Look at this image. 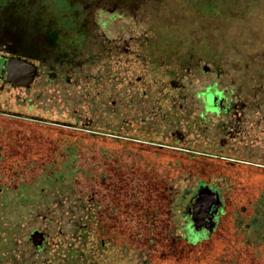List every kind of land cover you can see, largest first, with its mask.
Returning a JSON list of instances; mask_svg holds the SVG:
<instances>
[{"label": "flooded vegetation", "instance_id": "1", "mask_svg": "<svg viewBox=\"0 0 264 264\" xmlns=\"http://www.w3.org/2000/svg\"><path fill=\"white\" fill-rule=\"evenodd\" d=\"M156 3L75 0L70 22L41 5L32 17L21 4L0 6V177L67 165L40 162L63 148L74 154L77 131L87 130L103 144H91V171L119 172L123 186L148 189L153 203L162 189L165 200L155 214L161 209L180 220L178 232L188 240H207L211 225L217 223L213 237L225 217L239 225L256 215L255 200L264 188L256 177H264V157L250 156L260 152L258 141L264 146V102L229 100L218 83H186L192 70L186 41L181 45L178 35L150 24L148 13L166 8ZM25 43L43 53L42 61L26 56ZM13 58L36 65L30 87L10 81ZM175 60L179 73L171 65ZM79 90L105 96H88L93 116L81 124L75 119L81 118ZM255 132L261 135L257 140ZM202 188L219 195V208L214 202L197 207Z\"/></svg>", "mask_w": 264, "mask_h": 264}, {"label": "rangeland", "instance_id": "2", "mask_svg": "<svg viewBox=\"0 0 264 264\" xmlns=\"http://www.w3.org/2000/svg\"><path fill=\"white\" fill-rule=\"evenodd\" d=\"M156 1V8L162 4L166 5V8L162 7L157 14L148 13L150 24L157 27L156 31L159 33L171 32L178 35L177 42L181 45L186 41V66L192 68L190 72H186V83L199 85L218 83L229 100L250 99L264 102V0ZM13 3L21 4L22 11L31 17L32 10L37 5H41L48 9L49 13L60 15L66 22L71 21L75 8V0H23L22 2L0 0V6L5 8L11 7ZM35 19L39 20L41 17L35 16ZM24 48L26 56L42 61L43 58L40 56H43V53L31 49L28 43ZM177 48L182 52L185 50L182 46ZM172 63V68L179 73L182 69L180 63L177 60ZM189 94L188 98L194 99L192 93ZM28 95L36 97L38 93L31 92ZM89 95L91 98L95 97L96 101L105 98L103 93L96 95V92L94 94L79 90L76 116L81 115V118L75 117L78 122H86L93 116L87 106ZM18 97L24 99L21 93ZM79 131L84 135H79L81 140L77 139V152L79 151L80 157L76 156L75 162L85 156L89 164L91 146L87 148L88 139H86L89 133L87 130ZM56 137L58 138L57 133ZM259 137H261L260 133L255 132L254 138L257 140ZM258 142L259 144L255 145L260 152L250 158L264 157V146L260 145V141ZM102 146L103 144L99 143L97 147L102 148ZM68 155L69 153L63 148L60 152L57 151V155L56 153H52L51 157L44 155L43 158H47V161L41 160L40 163L55 164V160L64 163ZM53 168L2 173L0 232L12 231L21 224L18 233L21 238L30 239L31 233L36 230L42 231V228H46L42 223L43 217L53 216L50 210L54 207L53 200L55 197L57 199L56 193L62 192L63 189L67 191V195L70 194V191H73L70 187L73 183L74 186L91 187L89 196L93 209L90 211V216L103 225L106 235L113 236L119 233L123 237L125 235L123 221L128 217L146 216L156 221L158 218L161 219L154 226L158 244L152 264H264V188H261L260 193L257 194L256 215L253 220L245 223V220L241 219L239 225H234L232 220L225 217L219 232L210 239L206 240L205 236H195L192 233L194 237L188 240L184 232H180L177 233L180 239L176 241L173 236L174 219L167 218L168 214L165 210L163 212L160 209L159 216L155 214L157 211L155 207H160L158 204L165 200L162 189L158 190V198L153 203V196L148 189L123 186L125 183H122L120 173L117 171H91L86 165L83 166V170H76L75 165L69 162L67 166L60 165L58 169L55 166ZM63 171H72L74 176H70L67 172L62 174ZM49 175L53 176V180L47 178ZM47 179L52 180L50 185ZM64 179L67 181L62 184ZM256 180H264V177H256ZM178 227L181 228L182 223ZM106 264H125V262L109 258Z\"/></svg>", "mask_w": 264, "mask_h": 264}, {"label": "trees", "instance_id": "3", "mask_svg": "<svg viewBox=\"0 0 264 264\" xmlns=\"http://www.w3.org/2000/svg\"><path fill=\"white\" fill-rule=\"evenodd\" d=\"M79 132L78 130V139L81 140L79 135L84 134ZM86 139H88L87 148L93 141L94 146L101 143L100 140L90 139L88 136ZM78 152L69 153L67 163L66 161L64 163L77 164L76 170H83V166L88 167V161L84 156L82 160L75 162V157H80ZM66 172L74 176L72 171H63L62 174ZM47 178L53 180L51 175ZM52 180L47 179V183L50 185ZM66 181L64 179L62 184ZM72 185L74 186L73 183ZM72 185L70 187L73 191L71 190L70 194L67 195V191L63 189L62 192L56 193L57 199L55 197L53 200L54 207L50 210V214H53L52 218L43 217L42 223L46 228L40 229L47 236L43 246L36 248L29 238H21L18 233L21 224L12 231L0 232V264H106L109 258L125 264L153 263L158 244L154 226L161 219L158 218L156 221L146 216L128 217L123 221L125 226L123 237L119 233L113 236L106 235L103 225L90 216V211L93 209L89 196L91 187ZM173 221L176 230L173 236L179 241L180 236H177V233L181 222L178 219ZM105 223L109 222L105 221ZM121 238L124 241H121Z\"/></svg>", "mask_w": 264, "mask_h": 264}, {"label": "water", "instance_id": "4", "mask_svg": "<svg viewBox=\"0 0 264 264\" xmlns=\"http://www.w3.org/2000/svg\"><path fill=\"white\" fill-rule=\"evenodd\" d=\"M7 70L9 73L10 81L24 87H30L37 73V67L33 63H30L21 58H13L8 62ZM213 99V97H212ZM214 202L217 207H220V199L218 194H214L209 188H202L200 190V199L197 207H205L207 204ZM217 223H214L210 227V232L207 237L211 238L212 232L216 228ZM46 234L43 231L36 230L30 235V241L38 248L44 245L46 241Z\"/></svg>", "mask_w": 264, "mask_h": 264}, {"label": "clouds", "instance_id": "5", "mask_svg": "<svg viewBox=\"0 0 264 264\" xmlns=\"http://www.w3.org/2000/svg\"><path fill=\"white\" fill-rule=\"evenodd\" d=\"M207 101H208V104L211 105V103H212V96L211 95H208Z\"/></svg>", "mask_w": 264, "mask_h": 264}]
</instances>
